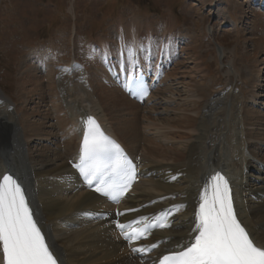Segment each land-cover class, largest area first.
<instances>
[{"label": "bare ground", "instance_id": "6f19581e", "mask_svg": "<svg viewBox=\"0 0 264 264\" xmlns=\"http://www.w3.org/2000/svg\"><path fill=\"white\" fill-rule=\"evenodd\" d=\"M260 2L264 3V0ZM246 13L249 10L244 8L243 18ZM137 20L135 18L131 23L133 31L129 30V25L124 27L134 39V42H126L125 46L128 51L131 49V54L119 53L122 50L117 42L99 40L100 47L107 53V64L102 65L101 61L95 60V77L92 74L90 77L86 67L81 70L76 62L62 71L54 69L57 56L54 49L50 52L47 48L37 49L31 60L25 61L19 83V103L36 99L42 102L47 96L52 99V113L49 109L41 111L40 105L37 110L23 109L21 115L18 102V107H15L14 102L5 99L0 92V178L7 174L10 162L16 172L13 177L26 189L46 242L59 258L58 264H146L149 258L131 253L128 244L121 239L117 221L120 224L150 213L152 217L160 209L177 202L184 204L171 209L166 226L158 228L149 237L166 240L162 250L168 251L176 244L181 248L185 239L194 234L192 229L197 212L194 202L216 173L229 181L238 219L254 243L264 248V173L256 174L255 171L260 170L250 165L243 135L245 120L253 126L252 120L263 118L264 113H257L249 107L242 120L240 102L233 97L232 88L223 89L213 96L208 94L204 83L209 80V74L201 70L202 62L187 69L186 62L178 61L176 67L168 70L167 61L163 58L166 55L172 57L174 63L177 56L171 41L167 39L164 43L161 36L152 38L149 32L151 24L146 25L142 32L143 26ZM119 22L120 26L125 23ZM158 42L160 47L156 50ZM219 50L218 56H225V50ZM97 51L91 45L90 56L101 60ZM156 54L158 59H153ZM111 58H116V61H110ZM123 59L138 62L139 68L131 67L127 71V67L122 65ZM32 63L45 66L48 73L37 71L38 65L32 68L35 66ZM182 64L186 69H181ZM140 68H143L142 72L151 73L150 81L160 80L151 99L144 105L127 94L130 77ZM260 70L257 74L250 72L253 74L250 81L253 88L262 87L263 73ZM88 75L93 84L98 82L94 87L91 85L95 92L88 86ZM77 76L80 81L75 79ZM94 94L99 98L94 99ZM255 94L253 97L258 96L257 92ZM86 113L97 117L106 132L118 139L129 153L141 157V182L121 204L125 212L119 220L111 217L90 222L81 216L82 210L88 207H111L104 198L97 197L80 182L73 167L80 156ZM47 119L55 121L51 126H55L56 131L45 130L49 127ZM249 134L253 135L252 138L260 136L255 129ZM35 140L38 145L31 146ZM254 146L252 149L249 147V151L259 153ZM140 148L141 154L138 152ZM172 219L174 222L171 223ZM0 264H3L2 258Z\"/></svg>", "mask_w": 264, "mask_h": 264}, {"label": "rangeland", "instance_id": "374dc122", "mask_svg": "<svg viewBox=\"0 0 264 264\" xmlns=\"http://www.w3.org/2000/svg\"><path fill=\"white\" fill-rule=\"evenodd\" d=\"M250 3L251 0H0V92L5 99L12 100L15 105L18 102V110L21 115L23 109L36 108L37 110L40 105H42L41 111L49 109L51 112L53 103L51 102L52 99L47 96L42 102L36 99V103L35 101L19 103V83L25 69L23 64L31 60L30 54L34 52L33 50L41 47L54 48L59 55L54 59L56 64L69 65L76 62L81 66V70L87 66L89 70L85 69V71L89 72L90 77L92 75L95 77L94 62L98 59L97 61H101L102 65L105 64L107 53L103 54L101 60L93 57V55L90 56V43H94L102 37L117 40L120 36L119 21L125 22L122 25L125 28L129 25V30L131 28L133 31L134 26L131 23L135 18H138L137 21L140 22V26H143L141 22L146 23L148 20L152 23L153 21L161 33H165L171 24L177 25L176 27L181 30L180 35L182 36L180 37L183 38L182 50L184 48V51L180 53L182 57L179 59L177 56L175 57V63L184 61L186 62L185 66H188L187 69H191L194 68L195 64L202 62L200 64L201 70H205V73L209 74L208 79L210 80L204 83L207 93L213 96L223 89L232 88L233 97L235 96V99L240 102L242 120L245 118L243 116L247 115L249 107L252 111L263 114L264 3H261L260 0L252 1L251 5ZM244 8L249 10V13H246L243 18L242 11ZM209 24L212 25L213 35L217 43L224 46L223 49L226 50L227 57H233L234 64L239 70L238 77L226 75L224 69L222 71L216 64V56L219 53L218 51L216 53L214 42L206 34V28ZM125 31L127 32L126 29ZM129 35H125L126 42L129 43L132 40L134 42V39ZM138 39L140 42V38ZM169 40L172 44L173 39L170 36ZM50 49H48L49 52ZM130 51L128 52L131 54ZM74 55L84 65L77 63L74 60ZM110 61L114 62L116 58H111ZM32 64L35 65V63ZM56 64L54 69L58 71L64 70L63 68L67 66H56ZM37 65L38 63L32 68ZM183 65L181 69H186ZM37 68V71L40 70L43 74L48 73V68L45 66L40 67L38 65ZM260 69L263 73L261 74L263 82L260 81L262 87L260 85L253 88L254 86L250 84L253 74L250 75V72L253 71L257 74L260 73ZM89 75L86 81L89 82L88 86L90 85L94 91L93 87L98 82L95 81L93 84ZM80 77L77 76L75 79ZM75 79H72V82ZM167 83L163 85V88L166 87ZM256 92L258 96L253 97ZM95 94L93 95L94 99H98L99 97ZM85 96L87 97V95ZM35 118L39 120V117ZM46 121V125L50 128L47 127L45 130L53 132L55 126L51 125L55 121L52 119ZM245 121L246 125L243 126L247 132L245 133L243 130V134L249 135L245 137L246 144H252L251 149L255 145L254 149L259 151L257 154L251 151L248 159H250V163L253 162L252 166L257 168L258 162L264 161V117L253 119L252 123H255L253 126L249 125L247 119ZM21 127L25 131V127L23 125ZM254 129L260 133L257 138H252L253 135L249 134ZM35 141L31 143V146L38 145V141ZM71 156L75 157L74 154ZM255 172L259 173L257 170Z\"/></svg>", "mask_w": 264, "mask_h": 264}, {"label": "snow or ice", "instance_id": "6c2138e0", "mask_svg": "<svg viewBox=\"0 0 264 264\" xmlns=\"http://www.w3.org/2000/svg\"><path fill=\"white\" fill-rule=\"evenodd\" d=\"M84 123L81 162L115 158L117 174L122 183L107 184L106 189L123 195L131 186L135 166L124 156L120 145L106 136L93 118L89 117ZM108 167L97 163L90 171H85L83 167L80 171L91 185L98 173L103 175L101 169ZM100 183L105 182L101 180ZM106 189L97 187L96 191ZM35 217L36 213L22 184L12 175L0 178V258L3 264H58L59 258L46 242ZM117 227L123 229L124 225L118 223ZM192 231L195 235L190 243L182 245L180 251L165 256L161 264H264V248L254 243L249 231L238 219L232 188L220 173L210 178V183L200 195ZM142 236L143 231L133 230V234H126L125 238L134 240ZM134 251L143 252L146 249Z\"/></svg>", "mask_w": 264, "mask_h": 264}]
</instances>
